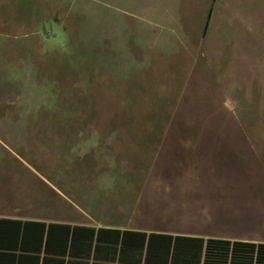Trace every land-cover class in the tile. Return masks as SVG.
<instances>
[{
    "label": "rangeland",
    "instance_id": "obj_1",
    "mask_svg": "<svg viewBox=\"0 0 264 264\" xmlns=\"http://www.w3.org/2000/svg\"><path fill=\"white\" fill-rule=\"evenodd\" d=\"M206 10L0 0V214L81 222L52 197L148 172L193 195L246 184L227 168L264 147V0H222L208 28ZM216 230L191 233L254 237Z\"/></svg>",
    "mask_w": 264,
    "mask_h": 264
},
{
    "label": "crops",
    "instance_id": "obj_2",
    "mask_svg": "<svg viewBox=\"0 0 264 264\" xmlns=\"http://www.w3.org/2000/svg\"><path fill=\"white\" fill-rule=\"evenodd\" d=\"M161 1L177 2L179 5L192 3L208 9L207 20L204 23H211L215 7L222 2V0ZM256 148L247 147V150H244L247 154L236 158L237 168H227L241 172L247 177L246 184L237 185L234 191L224 186L217 189L205 187L201 189L200 194L193 195L189 191L190 188L185 187V179L177 177L176 180H172L168 176L152 175L148 172L147 175L130 177L135 180L126 181L125 185L116 177L113 186H106L98 192L80 191L73 195L58 193V196L52 197L62 205L78 209L76 211L79 216L91 221L20 218L163 232L217 231L216 229L222 230L224 227L244 230L254 235L247 239L228 238L230 240L264 243V147ZM114 185H118V188ZM108 188L113 190L111 197L104 192ZM190 225L194 226L189 227Z\"/></svg>",
    "mask_w": 264,
    "mask_h": 264
},
{
    "label": "trees",
    "instance_id": "obj_3",
    "mask_svg": "<svg viewBox=\"0 0 264 264\" xmlns=\"http://www.w3.org/2000/svg\"><path fill=\"white\" fill-rule=\"evenodd\" d=\"M0 264H264V243L1 215Z\"/></svg>",
    "mask_w": 264,
    "mask_h": 264
}]
</instances>
